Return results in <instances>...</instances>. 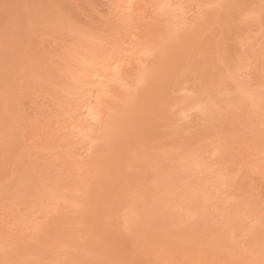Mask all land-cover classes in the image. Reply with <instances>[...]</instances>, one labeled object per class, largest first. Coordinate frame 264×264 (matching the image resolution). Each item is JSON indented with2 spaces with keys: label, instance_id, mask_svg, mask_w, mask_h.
<instances>
[{
  "label": "rangeland",
  "instance_id": "rangeland-1",
  "mask_svg": "<svg viewBox=\"0 0 264 264\" xmlns=\"http://www.w3.org/2000/svg\"><path fill=\"white\" fill-rule=\"evenodd\" d=\"M111 4L0 0V264H264V0L218 2L196 53L144 14L149 57L101 96L89 148L69 98L113 47ZM179 89L205 100L175 107Z\"/></svg>",
  "mask_w": 264,
  "mask_h": 264
},
{
  "label": "bare ground",
  "instance_id": "bare-ground-1",
  "mask_svg": "<svg viewBox=\"0 0 264 264\" xmlns=\"http://www.w3.org/2000/svg\"><path fill=\"white\" fill-rule=\"evenodd\" d=\"M147 1L112 0L110 10L112 16L114 15L119 20L118 24L120 25V31L119 29H117V32H115V30V36L114 32L112 33L114 36V40L112 38V34L109 37V39L111 38V40H113V47L111 50L114 51L111 52L110 47H108V42L107 46L103 49V53L93 52L91 54V57H84V59L81 61L80 66V69L82 66L84 67V69L82 70L83 72L81 71L82 73L79 71L80 75L79 72L78 74H75L74 72L73 75H75H72V82L74 84V89L76 90V92H73L75 97H73V99H69L75 100V105H73L72 109L70 107V110L74 111V113L72 112V118L74 119V121L71 124L69 123V127L67 126L66 128L67 130L71 128L70 132L68 131V134L70 133L74 139L78 138L79 140L88 142L89 148L90 145H93L90 144V141L95 139L94 134L96 132H99V130H102V132L104 130L102 128L103 126H101V129H98V131L96 132L94 131L97 130V128L95 129L94 127H96L101 122V119L103 120L102 112L99 109L102 103L101 96L105 94V91L110 84L120 83L122 81H125L126 78L128 79L130 77L129 70L141 69L140 64L143 65L144 59L145 61H147V57H149V52L144 47L143 36L140 35L142 26L141 23L145 18L144 14L150 13L149 15H151L155 13L157 16L159 15V17L166 16V18L169 19L168 23H170L173 34L179 31H183V34L181 35L187 34V36L194 35L195 37H197L194 40L195 45L192 48V53H196L204 43V41L201 39L208 36L211 32L213 24L217 23L215 6L221 0H152L150 1L151 3L149 2V0ZM237 1L238 0H234V2ZM160 13L162 14V16H160ZM120 22H122L124 25ZM121 25L123 28L121 27ZM179 44L180 45L177 47L178 52H183L186 48L184 36H181ZM160 53L163 54V57L159 59V63L157 57L156 60L151 64V66L155 65L153 72L156 79L164 78V76L168 74L171 62L174 63L175 61L169 51L164 50ZM178 56H180V53L177 54V57ZM100 59H102V61H100ZM177 63H179V61H177L176 64ZM170 78L171 76L167 79ZM72 82L69 83L71 86H73ZM165 89L167 91L166 87ZM62 91H64V89H62ZM184 91V89L177 90V92L180 93V96L179 98L175 97L176 100H172L174 106H181L184 110H189L194 107H200L205 100L202 94L193 96V94L190 95V93L188 94ZM163 96L169 97V94L167 95L166 93V95ZM154 97L156 99V96ZM154 97L153 101L155 100ZM70 105L72 106V104ZM69 120L72 121L71 119ZM92 130L95 133L90 135V133H93ZM127 136L126 139L128 141L129 137ZM22 238L23 237L21 236V239ZM14 255L11 256L14 260H18L19 258L21 259L22 257L18 255V258L16 254V258L14 257ZM19 263H21V261Z\"/></svg>",
  "mask_w": 264,
  "mask_h": 264
}]
</instances>
